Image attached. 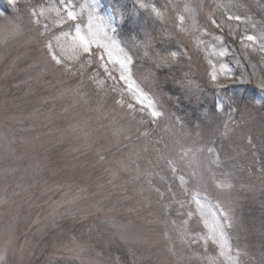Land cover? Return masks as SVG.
Segmentation results:
<instances>
[{"label": "rangeland", "instance_id": "obj_1", "mask_svg": "<svg viewBox=\"0 0 264 264\" xmlns=\"http://www.w3.org/2000/svg\"><path fill=\"white\" fill-rule=\"evenodd\" d=\"M239 1L240 5L257 9L258 0ZM68 2L78 13L77 21L65 19L57 24L56 13L46 11L37 24L36 17L30 19L31 6H36L37 11L41 8H60L63 0H15V6L20 9L18 13L12 0H0V13L9 19L17 16V22L22 25L19 33L7 35L2 30L7 20L0 17V247L5 245L11 227L14 229V239L8 250L10 264H47L50 257L54 260L67 258L76 264L95 261L97 258L91 249L82 255H75L65 245L69 243L70 235L79 234L80 231L85 233L82 239L87 241L89 226L103 227L102 221L106 219L126 224L137 235L139 243L134 247L138 264H204L203 240L191 245L188 243L192 235L203 236L209 232L193 197L208 205H215L217 197L225 200L239 197L244 227L248 231L241 230L238 243L242 247L248 246L250 255L244 258L245 264H254L252 257L258 262L262 251L264 185L259 178L258 164L257 171L250 174L252 157L240 141L239 133L232 135L231 125L225 129L223 123L218 121L216 133L210 135L205 129L197 142L195 137L183 135L179 126L173 127L163 119L154 123L159 132H148V127L139 124L144 120L143 117L139 118L141 105L119 78V64L108 59L103 47L108 41L104 37L98 38L88 53H81L77 61L67 59L72 54L69 47L72 44L71 35L61 37L60 43L68 49L65 60L71 74L53 68L41 49V37L43 41L52 38L53 44H56L55 37L60 36L61 32L74 34L76 23H81L82 30L87 27V8L84 6L91 0ZM95 2L100 14L109 17L115 29V32L108 29V35L116 39L119 47L132 57L129 67L133 79L142 82L150 71L156 70L150 62L141 58L142 50L121 39L118 23L122 16L121 12H116L112 1ZM219 2L221 0H156L142 10L144 17L133 25L139 31L157 29V35L162 28L175 32L187 46L193 72L202 79L206 71H211L208 59L215 63L217 57L213 52L222 48L227 52L219 58L220 62L226 63L235 72L236 69L227 59L225 36L209 20L210 14L211 18L217 19L214 8ZM185 5L197 9L196 19L200 28L195 33H184L176 27L179 24L177 17L183 14ZM153 8L166 17L167 22L157 17ZM216 37L220 39L216 40ZM198 40L204 44L198 45ZM164 47L185 50L179 47L176 38ZM56 51H60L59 46ZM80 59H85V63ZM187 59L185 57L186 64ZM241 60L240 56L236 59ZM79 64L85 66L82 74ZM216 66L219 68L218 63ZM100 71L103 77L99 75ZM160 73L167 74V70ZM175 73L181 74L179 69ZM204 82L207 87L199 103H195L197 116L211 108L215 100L213 92L216 100L221 98V95H217L221 89H214L207 80ZM115 86L118 90L124 88L126 95L120 92H116L117 96L109 94ZM72 90H78L80 95H73ZM164 93L165 107L181 117L180 111L172 109L170 94ZM255 96L258 102H263L262 93L257 92ZM129 104L133 105V109L128 108ZM245 105L242 103V106ZM145 113L151 120L149 113ZM184 121L189 127L192 126L191 122ZM121 128L131 139L114 136V131ZM81 129L88 133L87 139ZM145 132L147 136L143 135ZM194 145L205 151L182 159V150ZM238 145L239 152L236 151ZM212 146L222 152L227 167L233 168L234 174L239 177L237 184L241 180L250 182L254 185L252 191L237 189L231 193L218 192L209 186L207 175L203 181H189L193 172L200 174L202 169L206 173L211 168L220 176L221 168L212 164L214 157L206 151L207 147ZM134 151L139 154L141 169L155 173L150 177L151 185L147 183L148 177L137 178L135 172L121 173L115 177L111 175L110 169L115 162ZM100 154L104 155L103 160ZM166 159L176 160L179 171L173 174ZM227 167L223 170L227 171ZM180 175L185 177L184 184L179 181ZM169 185L176 196L170 209L165 210L161 205L169 201L158 198L154 189L159 187L167 197ZM128 209L135 211L130 213ZM65 211L76 215L75 224L70 218H61ZM188 211L193 212L191 217L186 215ZM54 213L56 223H53ZM172 221L178 223L180 228L174 226ZM70 229L75 231L70 232ZM236 243L233 233L234 247ZM113 246L118 247L117 244ZM207 250L218 256V248L211 240L208 241Z\"/></svg>", "mask_w": 264, "mask_h": 264}, {"label": "snow or ice", "instance_id": "obj_2", "mask_svg": "<svg viewBox=\"0 0 264 264\" xmlns=\"http://www.w3.org/2000/svg\"><path fill=\"white\" fill-rule=\"evenodd\" d=\"M12 3L15 12L18 13L20 9L15 6V0H12ZM84 7L87 8L86 30H82L81 23H76L74 34L61 32L60 36L55 37L56 44H53L52 38L43 41V37H41V49L48 63L51 64L53 68H59L64 74H71L67 67V61L65 60L68 49L60 43L61 37L67 38L71 35L72 44L69 47L72 50V54L68 55L67 59L73 61H77L81 53H88L91 49V45L96 42L98 38L104 37L108 41L103 47L106 50L109 61L119 64L120 80L124 82L127 90L141 105L139 111L141 113L145 111L149 113L151 117L149 123H157L158 119L166 120L173 127L179 126L183 135L195 137L197 142L202 137L205 129L210 135L215 134L218 121L223 123L225 129H228L229 125H231L232 135H236L237 132L239 133L240 141L243 142L246 152L252 157L250 174L257 171L256 166L258 164L259 178L262 185H264V107H257L256 105L259 104L258 101L250 105L241 106L234 96L225 95L218 100H214L209 110L202 111L196 118V123L191 127H189L188 123H186L183 118L177 116L174 112H170L163 103V97L165 95L163 86L169 82V78L171 83L176 86L180 96L190 103L197 104L207 87L204 80H207L214 89L219 90L224 89L225 86L229 84L253 82V78H256L255 83L264 90V73L256 77V65H251L254 69L252 73H246L245 71L234 72L226 63L220 62L219 58L224 57L227 52V49L222 48L218 52H213V55L217 57L215 63L212 59H208L211 71H206L202 79L196 76L192 70L191 55L184 42L178 39L175 32L162 28L159 35L145 31L142 39H137L135 37L131 39L132 46L143 51V56L141 58L150 62L156 70L150 71L149 74L143 78V81L138 83L133 79L132 70L129 67V65L132 64V57L129 56L124 49L119 47V42L116 39L108 35V29L110 28L115 32V29L112 28L111 19L100 14L95 0H91V3ZM139 7L145 8L146 6L141 3ZM238 7L240 6L233 3L232 0H225V2L217 3L215 10L219 11L221 14L220 20L218 22L217 19L211 18L210 14V23L217 28H222L225 23H227L229 33L236 35L232 24L229 22L235 21L237 24L243 22L245 27L242 29V34L238 35V41L241 47L246 53L251 49L252 51H258L264 54V23L257 26L252 22L250 17L236 14L234 9ZM46 11L49 14L51 12L56 13L55 22L57 24L62 23L65 19L69 21L78 20L77 11L68 0H63L62 7L60 8H41L37 11L36 6H31L30 19L33 16L36 17L35 22L38 24L40 22V17L44 16ZM152 11L155 12L157 17L165 19V22H167L166 17H163L155 8H153ZM123 15L124 11L122 10L121 16L123 17ZM196 15L197 9L185 5L183 14H179L177 17L179 24L176 25V27L184 33H195L200 28L197 23ZM0 17L7 20V24L4 25L2 29L5 34L15 35L22 30V25L17 22V16L9 19L8 17H4L3 13H0ZM224 17L227 19L225 20ZM249 24L251 25V31L255 34H249V28L247 26ZM173 38H176L179 47L184 48V51L172 50L170 47H164L165 45L171 44ZM215 39L219 40L220 38L216 37ZM197 44H204V42L198 40ZM57 46L60 48L59 52L56 51ZM97 46L100 45L98 44ZM204 46L207 48L206 44ZM185 57L188 58L187 64L185 62ZM262 60H264V56H262ZM217 63L219 64V68L216 66ZM239 63L240 61H237V64ZM84 67L83 64L80 65L79 72L81 74L84 71ZM185 67H187L186 71L184 70ZM177 69L180 70V75H176L175 70ZM162 70H167V75L163 80L159 75V72ZM146 89H148V91H146ZM72 94L80 95L78 90H72ZM119 103L122 104L123 101ZM128 108L133 109V105L129 104ZM141 123H144V121L141 120ZM81 131L84 132V138L87 139L88 133L83 129H81ZM113 134L117 138L125 136V138L131 139V137L126 135V130L122 128L116 129ZM143 135L147 136L148 133L145 132ZM239 150L240 148L238 145L236 151L239 152ZM145 151H147V149H145ZM204 151V148L194 145L182 150V159L189 156L195 157ZM206 151L209 156L214 157L212 164L221 168L220 176H217L216 172L211 168H209L206 173L202 169L200 174L193 172L188 178L189 181H203L205 175H207L209 186L221 193H231L237 189L240 191L253 190L254 185L250 182L245 183L241 180L240 183L237 184L239 177L234 174L233 168L227 167V161L222 158V152L220 150L212 146L207 147ZM133 156L136 158L134 159ZM138 156L139 154L134 151L127 157L118 159L115 162V166L110 169L111 175L115 177L121 173L135 172L137 178L142 176L148 177L147 183L151 185L152 180L150 177L155 173L143 171ZM159 158L160 157H158V159ZM100 159H104L103 154H100ZM232 159L234 160V158ZM165 162L169 165V170L173 174L179 171V167L177 166L178 162L176 160L166 159ZM226 167L227 171H224L223 169ZM179 181L181 184H184L185 177L180 175ZM154 191L157 193L158 198L167 199L169 201V203L161 205L163 209L169 210L176 196L172 186L169 185L167 188V197H165V193L161 192L159 187H156ZM142 194L143 190H141V195ZM193 200L196 208L199 210L200 217L204 218V224L209 229V232L207 235L203 236L198 234L192 235L188 243L191 245L203 240L205 244V256H207V244L209 240L217 246L218 256L216 259L209 257L208 264H217V261H219V264H224L225 261L227 264H245L244 258L250 255L249 249L246 245L242 247L238 241L240 239L241 230L247 233L248 229L244 227V217L242 215L241 200L239 197L228 200L217 197L215 205L202 203V200L196 197H193ZM180 206L183 208L184 205L181 203ZM128 211L131 213L135 211V209H128ZM186 215L191 217L193 212L188 211ZM61 218H70L74 224L76 222V215L71 211H65ZM53 223H56L55 213L53 214ZM99 223L100 222H98V224ZM172 223L175 224V221H172ZM102 224L103 227L89 226V239L87 241L82 239L85 235L83 231H80L79 234L70 235L69 243L66 244L65 247L70 248L75 255H82L91 249L97 259L88 262V264H138L136 249L134 247V245L139 243L137 235L131 231L126 224L117 222L115 219H106ZM69 231L74 232L75 230L70 229ZM93 232L96 234L92 235ZM261 232V259L255 262V258L252 257L251 260L254 264H264V221L261 223ZM233 233H235V240L237 241L235 247L233 246ZM13 239L14 229L10 227L8 229V239L5 245L0 247V264H10L8 260V250ZM114 244L124 245L127 248L126 255L131 256L132 260L129 261L121 255H112L109 250ZM221 257L223 258L222 260H220ZM48 264H55L54 258L50 257ZM81 264H84V261H81Z\"/></svg>", "mask_w": 264, "mask_h": 264}, {"label": "trees", "instance_id": "obj_3", "mask_svg": "<svg viewBox=\"0 0 264 264\" xmlns=\"http://www.w3.org/2000/svg\"><path fill=\"white\" fill-rule=\"evenodd\" d=\"M111 1H112L111 2L112 6L116 9L117 13L121 12L122 10L124 11V15H123L121 22L119 24L120 34H121L122 38L124 39V41L128 42L129 44H132L131 39L133 37H135L137 39H142L144 36V32L147 29H142L141 31H139L138 28L135 27V25H133V23L136 20L142 19L144 17V15L140 14V12L143 9V8L139 7L140 3L144 4L145 6H148V5H150V2H152L153 0H111ZM221 2H225V0H221ZM232 2L240 6L236 9H234L236 14L246 16V17H250L252 22L255 23L257 26H260L261 23H264V0H258L256 2V4H257L255 6L257 8L256 10H254L248 6H245V5H240L239 0H232ZM215 9H216V5H215L214 10ZM216 13H217V19L219 22L221 14L219 11H216ZM224 19L226 20L227 18L224 17ZM229 23L232 24L233 30L236 33V35H232L229 33L227 23H225V25L222 28H219V30L222 33H224V36L226 38V44L228 47V57H227L228 61L231 62L235 66L236 72L245 71L246 73H252L254 71V69L251 65L252 64L256 65L255 73H256V77H259L262 73H264V60H262V56H264V54H262L258 51H252L251 49H249L246 53L238 41V35L242 34V29L245 27V24L243 22L237 24V22H235V21H232ZM247 26L249 28V34H255L254 32L251 31V25L249 24ZM150 32L157 34V29H153ZM239 56L242 58V60L239 64H237L236 59ZM80 60L82 63H85L84 62L85 59H80ZM94 61H96V60L94 59ZM78 66H80V64ZM99 75L101 77H103L104 74L102 71H100ZM112 75H116V74L112 73ZM165 76L166 75L162 74V75H160V78L163 80V78ZM110 77L112 78L111 75H110ZM255 79L256 78H253V82H245L243 84L235 83L234 85H227V86H225L224 89H222V91L220 93H223L224 96L225 95L234 96L241 106H242V103H245L246 105H250L253 102L257 101L256 96H255V94L257 92L262 93V95L264 97V90H262L255 83ZM113 81H114V79H113ZM174 86L175 85H173L171 83L170 79H169V82L163 86V89L165 91H169L173 95L178 96V100H177L178 105H174V103L172 102L173 103L172 106H174V107H172V109L175 110V112L180 111L181 117L184 118V120L191 122L192 125L195 124L196 118L198 117L197 111H196L197 105L195 103H190L189 101L185 100L182 96H180L179 92H177V89ZM113 89L118 90V88H117V86L111 88V90L109 91V94H111L112 96H117L116 92H118L117 94H119V92H120V93H122V94L124 93V95H126L125 90L122 87L118 91H114ZM212 94H214V92ZM171 100L174 101V99H171ZM215 100H216V98H215ZM257 106L258 107H264V100H263V102H259V104ZM135 107L136 106L134 105V108ZM140 117L144 118V120H143L144 123L140 122L139 124L145 126L144 128L148 127V129H147L148 132L155 133L158 131V130L151 131V129L154 126V123H149L150 120H148V116L146 115L145 112L140 113L139 118ZM100 218H102V217H100ZM173 225L176 226L178 229L180 228L179 224L176 222ZM109 251L111 252L112 255H121V256H124L127 260L131 261V256L126 255L127 250L122 245H118L117 248L115 246H112ZM209 257H211L212 259H216L217 254L215 252H210L209 250H207V256H206V260H205L204 264H208V258ZM220 260H222V259H220ZM54 261H55V264H76L74 261L68 260L67 258H66V260L65 259H57V260L55 259ZM47 264H48V261H47ZM217 264H219V261H217ZM224 264H227V263H224Z\"/></svg>", "mask_w": 264, "mask_h": 264}]
</instances>
